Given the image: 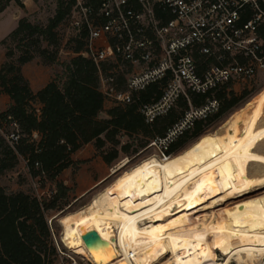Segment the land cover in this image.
I'll return each mask as SVG.
<instances>
[{"label":"trees","instance_id":"1","mask_svg":"<svg viewBox=\"0 0 264 264\" xmlns=\"http://www.w3.org/2000/svg\"><path fill=\"white\" fill-rule=\"evenodd\" d=\"M11 1L23 6L19 0H0V12ZM69 9L70 3L61 1L45 25L22 17L0 41L6 48L0 64V92L10 99L0 110V174L13 170L22 161L31 178H37L42 185L54 183L46 197L21 190L8 192L0 185V264H70L60 261L62 243L47 213L61 211L66 205L70 188L58 180L59 175L84 162L74 159L73 154L92 143L109 165L119 152L126 154L133 145V151L144 148L155 137L164 135L187 108L186 99L180 97L167 113L146 122L140 107L158 100L166 79L133 93L130 103L107 98L100 89L101 76H111L118 89H125V74L130 65L120 59L122 68L114 60L96 65L91 58L78 54L84 48L83 35L66 37L74 56L62 63L65 78L61 81L53 75L42 88L33 91L22 66L35 58L46 66L58 62L60 25L65 24ZM244 94L238 97L231 82L218 87L214 91L220 101L218 110L205 119L195 120L170 144L166 154L177 155L208 133L206 128L238 107ZM190 98L198 105L205 96L190 93ZM109 100L113 104L105 108ZM122 136L132 141L122 144Z\"/></svg>","mask_w":264,"mask_h":264},{"label":"built area","instance_id":"2","mask_svg":"<svg viewBox=\"0 0 264 264\" xmlns=\"http://www.w3.org/2000/svg\"><path fill=\"white\" fill-rule=\"evenodd\" d=\"M65 1L70 3L67 33L83 35L78 54L96 65L106 60L120 68V60L130 65L125 89H118L111 76H101L107 98L130 103L133 93L166 79L158 100L140 107L146 122L167 113L180 97L186 99L181 117L148 144L162 156L195 120L218 110V87L264 71V0ZM190 93L204 95V101L193 104Z\"/></svg>","mask_w":264,"mask_h":264},{"label":"bare ground","instance_id":"3","mask_svg":"<svg viewBox=\"0 0 264 264\" xmlns=\"http://www.w3.org/2000/svg\"><path fill=\"white\" fill-rule=\"evenodd\" d=\"M242 164H254L257 169L238 172ZM261 181L264 97L258 94L247 102L242 118L230 115L215 132L201 136L177 155L141 161L87 206L61 217V242L66 246L78 243L94 264H147L146 256L135 255L134 249L125 245L126 230L137 234L148 227L140 226L154 219L166 220L182 212L183 216L190 215L196 210L193 205L203 199L216 204L241 196L244 200L236 210L221 218L218 241L225 259L220 264L232 259L239 264H259L264 256V194L245 198L252 190L264 188L256 184ZM99 225L112 228L114 235L105 236ZM210 227L201 222L194 231L170 234L179 264H206L205 242ZM90 231L98 233L99 241L88 248L83 235ZM130 252L135 255L134 263Z\"/></svg>","mask_w":264,"mask_h":264},{"label":"rangeland","instance_id":"4","mask_svg":"<svg viewBox=\"0 0 264 264\" xmlns=\"http://www.w3.org/2000/svg\"><path fill=\"white\" fill-rule=\"evenodd\" d=\"M61 1L64 0H23L20 1L23 3V6L15 1H11L10 3L15 11L18 10L20 12L22 17H26L32 23L45 25L48 23V20L53 17ZM8 13L11 14V8L8 10ZM12 25V21L4 22V26L7 30L10 29ZM3 32H5V29L4 31L0 30V34H3ZM59 32H61L62 37L57 53L58 62L47 66L48 69L52 68L51 72L54 77L57 76L62 81L65 78V67L62 63L69 60L74 54L71 52V44L66 42V37L69 35L67 33L68 29L66 24L60 25ZM14 45L15 43L11 44V46ZM5 51V46L0 45V64L4 61ZM37 66L38 63L33 62L29 68V76L33 81L36 80L35 72ZM232 89L237 93L238 97L243 95L244 91L247 93L244 94V98L238 107H235L217 121L210 124L205 132H215L230 115L242 118L248 100L258 94L264 97V71L258 72L257 75L246 81L233 82ZM112 104V101H106L105 108H108ZM176 112L178 113L180 110L176 109ZM100 116L105 117V114L101 113ZM131 141L132 138H128L127 136L121 137L122 144ZM133 149L134 145L131 146L130 151L126 154L119 152L118 157L109 165L102 160L92 143L83 146L75 152L77 160H83L84 162L81 163L79 167L75 166L64 170L58 178V180L64 182L70 188L66 199V205L63 206L61 211L51 210L47 213L49 221L51 222L52 220L56 234L58 238H60L59 242H61L62 233V226L59 223L61 217L74 213L87 206L95 195L109 188L116 178L125 175L134 165L152 156L156 158L163 157L156 147H149L146 145L144 148H137L135 151H133ZM166 156L168 155L166 154ZM255 166L254 164L253 166L242 164L239 166L238 172L245 173L254 171L257 169ZM252 168L254 169L252 170ZM256 184L264 187V181ZM0 185L8 192L21 190L36 195L37 197L49 196L54 189L53 182H46L42 185L37 178H31L27 174L22 161H20L13 170L0 174ZM252 191L255 193L252 192L245 199H254L256 196H262L264 194V188ZM242 198L244 197L231 198L227 202H218L216 204H211L208 199L200 200L193 205L192 209L196 207V210L190 215L183 216L184 212H182L178 215L170 216L166 220L154 219L150 223H145L140 226L141 228L145 226L148 227L143 230L145 232L137 234H133V232L126 230L127 232H124L125 245L134 249L135 255L141 253L144 258L146 256L145 260L147 264H160L162 262L179 264L178 251H176L177 249L171 241L172 236L170 234L179 236L185 230L194 231L199 227V224L203 222L211 226L205 242L207 250L205 263L220 264L225 259V255H223L218 241L222 221L221 218H225L228 213L236 210L237 206L244 200ZM98 227L105 236L112 237L114 235V230L112 228L102 229L101 225ZM61 245L63 251L60 253V261L64 263L70 261V264L95 263L87 253L81 250V246L78 243L70 246H66L63 243ZM135 255L131 258L133 263ZM258 263L264 264V256ZM228 264L239 263L232 259Z\"/></svg>","mask_w":264,"mask_h":264},{"label":"crops","instance_id":"5","mask_svg":"<svg viewBox=\"0 0 264 264\" xmlns=\"http://www.w3.org/2000/svg\"><path fill=\"white\" fill-rule=\"evenodd\" d=\"M11 8V14L8 13V10ZM22 17L20 15V12L17 10L15 11L14 7H12V4L10 3L2 12H0V30L5 29V32L3 34H0V41L7 36L9 32H11L18 23V20ZM6 21H12L13 25L10 29H6L4 26V22ZM15 25V26H14ZM37 59V60H36ZM33 62L38 63L37 70L35 72V81L32 80V78L29 76V68ZM22 73L23 75L28 79L30 83V87L33 91H37L40 88H42L53 76V73L51 72V69H48V66L43 65L38 58H35L27 63H25L22 66ZM44 76V77H43ZM10 102L9 97L0 92V110H3ZM73 158L77 159L75 157V153L73 154ZM99 181V180H98Z\"/></svg>","mask_w":264,"mask_h":264},{"label":"water","instance_id":"6","mask_svg":"<svg viewBox=\"0 0 264 264\" xmlns=\"http://www.w3.org/2000/svg\"><path fill=\"white\" fill-rule=\"evenodd\" d=\"M83 240L85 242V245L90 248L99 241V235L96 231H90L83 235Z\"/></svg>","mask_w":264,"mask_h":264}]
</instances>
